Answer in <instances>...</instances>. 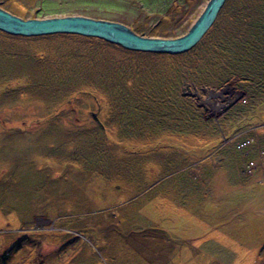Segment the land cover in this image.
Masks as SVG:
<instances>
[{
    "label": "rangeland",
    "instance_id": "1",
    "mask_svg": "<svg viewBox=\"0 0 264 264\" xmlns=\"http://www.w3.org/2000/svg\"><path fill=\"white\" fill-rule=\"evenodd\" d=\"M207 1L0 0V7L24 19L82 15L135 25L146 37L159 28L160 15L178 9L177 22L154 36L174 38ZM238 2L229 0L221 28L233 26ZM256 16L261 10L241 25ZM108 45L77 35L30 39L0 32V264H264V67L253 73L262 81L259 91L236 76L213 86L218 53L208 64L203 49L175 59L100 52ZM99 55L104 68L120 57L118 67L132 71L123 88L134 101L142 97L145 123L132 122L126 110L128 118H119L131 121L126 132L111 121L101 135L94 128L92 113L108 114L115 93V87L105 92L79 84L91 72L84 58L97 64ZM164 65L176 67L181 79L151 102L163 89L147 93L160 84L142 76L154 79L153 68L161 66L160 74ZM253 67L242 64L237 72L253 78L246 71ZM48 68L58 77L41 81L39 71ZM76 83L83 86L67 95ZM115 98L130 101L127 94ZM174 118H194L191 131L169 132Z\"/></svg>",
    "mask_w": 264,
    "mask_h": 264
},
{
    "label": "trees",
    "instance_id": "2",
    "mask_svg": "<svg viewBox=\"0 0 264 264\" xmlns=\"http://www.w3.org/2000/svg\"><path fill=\"white\" fill-rule=\"evenodd\" d=\"M240 1L241 0H239V2L237 3L238 8L236 9V17L231 16L232 17L231 22H232L234 27L232 25H229V24L228 25L223 24V27L221 28V25H220L221 20H223L225 17V13L227 14V12H225L226 11L225 9H227L229 6V0H228L224 4L221 11L219 12V14L216 18V21L214 22L212 27L208 30V32L204 35V37L198 43L199 45L197 44L195 46V48H193L190 52H187L185 54L168 55V56L177 59L178 57L182 58L184 56H191V52H195L198 50L201 52V49H203L202 50V52L204 53L203 54V56H204L203 63L205 61H207V63L209 64V63H211L208 61L209 55H213L215 53H218L219 56L221 57V62H219L218 67H217V64L215 62H213V61L212 62L214 63V65L217 68L216 71H218L220 73L218 74L217 77L214 75H211V76L215 77L214 80L212 81L213 86L222 85L227 80L236 76V77H239V79L242 83H249L250 82L259 91V87L261 86L262 81L260 80V78H256L257 75L254 77L253 73H255V71L258 69V67H261V68L264 67V3L261 2L262 0L258 3V5H257L256 1H253V0H248V1H243V2H240ZM261 3H263V4L261 5ZM170 10H171L172 14H170L169 16L168 15H160L161 16L159 19L160 25H158L159 28H153V30L151 31V34H150L152 37L157 36L156 35L157 33H162V34L165 33L168 26H172L173 24H175V22H177V20L174 17L175 16L174 14L177 12L178 9L173 10V11H172V9H170ZM170 10H169V12H170ZM260 10L262 12V16L260 19L258 18V16H256V17H253V19L250 18L249 24L241 25V21H245L247 14L249 15L250 13L255 12L257 15V12ZM32 18H36V16L32 15ZM224 23H225V21H224ZM256 24H257V27H256ZM130 28H131V30H133L135 33H137L139 35H142V33H143L139 29V27H137L135 25H130ZM3 35H7V34L3 33ZM63 36H65V35H63ZM78 37L92 41V42L93 41L94 42L99 41L100 44L108 45V43H106L102 40L95 39V38H85V37H81V36H78ZM175 37H177V36L175 35ZM19 38H21V37H19ZM40 38H44V37H36V38L31 37L30 39H40ZM110 45H112V44H109L108 46H110ZM62 50H65V49H62ZM119 50L124 52V54H129V53L135 54V52L125 50V49H123L119 46H115V45H113L112 47H106V48L101 47L100 52H102V53H110L111 51L120 52ZM65 51L67 52V50H65ZM107 51H109V52H107ZM162 55H166V54H162ZM104 57L105 56H103V55H99L97 57L98 58L97 64H96V62H91L89 59H86L83 57L84 60L87 62L86 65H89L91 72L88 73L89 70H87L86 72L88 74L86 75V77L88 76L87 78H89V79L87 80V82H82L79 84L89 85L91 87L92 86L97 87L102 91L105 90V92H107V90L109 88L115 87V93H109V98H111L110 102H108V105L111 106L109 113L106 114L105 116H101V114L99 115V108H98V111L92 113V118L95 122L94 128L97 131L99 130L98 132L101 135V131L104 130L106 125L109 124L111 121V122L116 123L120 127L122 132H126V126H129L131 124V121H129V123L126 125L127 122H125V120L121 121L119 118H128L127 117L128 113H130L129 118H132V122L135 121L134 118H138L141 123H145L143 118L147 119V114L144 113L143 111L145 110L147 105L146 104L140 105L138 103V101L142 99V97L140 95H136V100L134 101L131 97V94H134V93H130L128 89L123 88V84L125 83L124 80L126 78V77H124V75H126V74L130 75L132 73L131 70L122 71V68L118 67V63L121 60H123V58L118 57L116 59H114V58L109 59L108 66L105 65L106 67L104 68V64H103L104 61H102L104 59ZM202 59H203V57H202ZM78 63L81 65V62H78ZM91 63H92V66H91ZM100 63H101L102 68L96 70V67L98 68ZM197 64H199V63H196V65ZM242 64H248V65L254 66L253 67L254 72L246 70L249 73L253 74V78H243L242 77L243 74L242 73L239 74V72H237V68L240 69ZM74 67H77L76 63H74L73 68ZM148 67L150 68V66H147V68ZM163 67H164V70L162 72H160V74L157 70L162 68L161 66H160V68H153V73H155V76H156L154 79L151 77V76H153V74H150V76H148V75L142 76V81H146V79L148 78V82L160 84L157 86H152V88L149 91H147V89H145L147 91V93H150V91L153 88H156L158 86L162 87V89H163L160 91V93L157 96H151V102L153 101L154 97H156V99H157L156 102L159 103L160 97L165 93V91L167 89L166 84L170 85V82L172 80L177 81V79H178L180 81V79H181L180 72L176 67L171 68V69H168L166 65H164ZM202 67H205V66H202ZM105 69H106V71H105ZM103 71L106 73L105 77L102 75ZM39 72H41V73H39V76L40 75L43 76L42 79L39 78L41 81L45 79L44 76H46V77H58V74H59V72H53L49 68L47 70H42ZM139 73H141V72H139ZM53 74H55V75H53ZM172 82H174V81H172ZM58 83L60 84V82H58ZM83 85H78L77 83L74 85L71 84V89L66 90L67 92H69L66 94L72 95V93L77 91L76 90L77 86L81 87ZM192 85L195 86L194 83ZM167 87L169 88V86H167ZM58 88H60V87H58ZM120 94H127V97L130 99V101L124 100V99H121V100L125 101V102H122L119 99L116 100L115 97L120 98ZM144 98H148V94H146ZM126 102L128 104H126ZM180 103H184L186 105L187 102L185 101V99H183ZM186 107H187V105H186ZM126 110H128V113L126 112ZM153 110L156 111L155 109H153ZM158 113L159 112H157V114H155V118H159V120H162V118H160ZM198 119L199 118H197V121H198ZM238 119H240V118H238ZM154 120H157V119H151L150 122L153 124V123H155V122H153ZM193 120L195 121L194 118L193 119H190V118H174L171 122L172 124H170L172 130H168V129L167 130L169 132H175V133L178 131L179 132L191 131ZM136 122H138V121H136ZM199 122H200V120L198 121V123ZM173 126H178L177 130L174 129ZM237 127H238V129H240L239 125H237ZM247 128L245 127V129H247ZM200 129H201V126H200ZM218 131L219 130H217L216 128H213V130H212V132L216 135L218 134ZM203 134H207V132L203 131ZM127 135H129V133H127ZM236 135H234V136H236ZM120 136H123V137L129 139L128 136L123 135L121 132H120ZM247 139H248L249 143H251L252 145L255 144L257 141V138H255L254 136H249ZM247 139L245 138L240 142H244V141L246 142ZM224 140H225V142L229 141L225 138H224ZM239 143L236 145L237 150H241L239 148ZM248 147H246V148H248ZM259 151H260L261 158L264 159V151H262L261 149H259ZM250 164L254 165V162L250 161L245 166V168L247 167L249 169ZM263 164H264V160H263ZM245 168H244V171H245Z\"/></svg>",
    "mask_w": 264,
    "mask_h": 264
},
{
    "label": "water",
    "instance_id": "3",
    "mask_svg": "<svg viewBox=\"0 0 264 264\" xmlns=\"http://www.w3.org/2000/svg\"><path fill=\"white\" fill-rule=\"evenodd\" d=\"M227 0H208L204 9L182 36L146 37L115 21L82 15L24 19L0 7V32L31 38L77 35L95 38L132 52L180 55L194 48L212 27Z\"/></svg>",
    "mask_w": 264,
    "mask_h": 264
},
{
    "label": "built area",
    "instance_id": "4",
    "mask_svg": "<svg viewBox=\"0 0 264 264\" xmlns=\"http://www.w3.org/2000/svg\"><path fill=\"white\" fill-rule=\"evenodd\" d=\"M247 144L241 145L242 147L246 146Z\"/></svg>",
    "mask_w": 264,
    "mask_h": 264
}]
</instances>
